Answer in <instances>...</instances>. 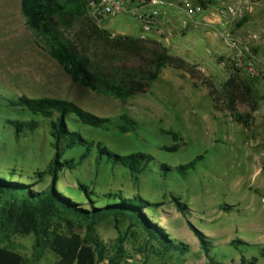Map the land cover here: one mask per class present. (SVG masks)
Masks as SVG:
<instances>
[{
  "label": "rangeland",
  "instance_id": "rangeland-1",
  "mask_svg": "<svg viewBox=\"0 0 264 264\" xmlns=\"http://www.w3.org/2000/svg\"><path fill=\"white\" fill-rule=\"evenodd\" d=\"M19 1L0 0V174L27 182L34 190L51 183L49 174L36 173L44 170L53 154L47 131L42 128L15 139L6 121L15 117L8 101L17 96L64 98L105 117L126 113L137 123L135 131L82 127L81 132L116 153H150L153 159L137 182L129 169L103 161L96 166L91 156L74 169L60 171L55 187L83 207L87 201L77 188L79 180L94 191L92 200L120 192L125 198L139 195L156 203L144 209L147 217L188 244V251L171 257L139 253V230L130 228L127 221L106 220L95 228L106 256L114 255L121 244L118 264H208L195 233L198 230L210 241L214 259L233 264L241 255L256 256L264 264L259 244L264 239V103L260 102L245 126L228 107L217 109L208 93L212 87L225 103L226 80L233 73L252 78L254 87L264 93V0H214L191 18L167 10L163 32L149 33L146 38L186 60L207 83L191 78L184 69L166 66L145 92L125 100L73 83L26 26ZM228 5L237 9L236 14L228 12ZM126 8L106 18L102 26L112 33L138 36L137 18L129 11L130 5ZM249 63L256 69L255 76L246 71ZM236 108L246 109L241 103ZM169 130L181 139L175 141ZM176 142L175 150L163 148ZM78 153L73 149L67 155ZM192 160V167L176 168ZM173 196L187 205L185 215L178 211ZM11 240L17 250L31 255L32 235H15ZM53 257L46 252L39 264H50ZM107 257L102 264H108Z\"/></svg>",
  "mask_w": 264,
  "mask_h": 264
},
{
  "label": "trees",
  "instance_id": "trees-1",
  "mask_svg": "<svg viewBox=\"0 0 264 264\" xmlns=\"http://www.w3.org/2000/svg\"><path fill=\"white\" fill-rule=\"evenodd\" d=\"M198 1L204 9L214 2ZM19 7L26 26L70 80L96 93L125 100L145 92L166 66L184 69L191 78L206 82L198 70L183 58L171 55L159 41L112 33L95 24L86 13V0H20ZM244 21L242 19L237 26ZM226 87L228 99L225 103L212 87L208 89L215 107L219 110L228 107L243 125L248 126L260 102L264 103V93L258 92L252 78L246 80L237 73L227 78ZM8 103L15 117L6 121L14 138L31 136L43 128L50 136L53 154L44 170L36 172L39 176L45 173L51 177L50 185L43 189L34 190L27 182L0 174V264H36L46 252L54 255L52 264H102L107 257L106 250L95 228L106 220L127 221L130 228H137L141 233L137 247L139 253L171 257L174 253L188 251V244L170 236L163 226L147 217L144 209L156 203L139 195L125 198L120 192L106 194L105 199L92 200L94 191L79 180L77 188L87 201V207H83L55 187L60 171L74 169L91 156L96 166L103 161L129 169L137 182L139 174L153 159L150 153H116L81 132L82 127L112 129L121 133L135 131L137 123L128 114L100 116L71 100L52 96L20 95ZM239 103L246 108L245 111L236 108ZM168 133L175 141L181 139L173 130ZM178 146L176 142L163 148L175 150ZM73 149L79 153L68 156ZM193 163L192 160L176 168H190ZM163 168L170 169V166L163 165ZM172 199L178 211L185 215L187 205L178 197ZM195 233L208 264H226L210 255L211 244L207 236L198 230ZM15 235L33 236L31 255L15 248L11 240ZM236 242L248 244L241 239ZM231 244H235V240H231ZM121 252V244H118L115 254L107 257V263L118 264L117 257ZM261 253L264 256V242ZM233 264L259 263L256 256L241 255Z\"/></svg>",
  "mask_w": 264,
  "mask_h": 264
},
{
  "label": "built area",
  "instance_id": "built-area-1",
  "mask_svg": "<svg viewBox=\"0 0 264 264\" xmlns=\"http://www.w3.org/2000/svg\"><path fill=\"white\" fill-rule=\"evenodd\" d=\"M170 4L177 13L187 17L201 13L203 5L198 0H86V13L88 17L98 26H102L106 18L126 11V5H130L131 11L137 18L140 26L139 37L146 38L149 33H162L166 23V10L161 5ZM228 12L236 14L237 9L228 5ZM242 60H236L240 66ZM246 71L249 75L255 76L256 69L252 64H248Z\"/></svg>",
  "mask_w": 264,
  "mask_h": 264
},
{
  "label": "crops",
  "instance_id": "crops-1",
  "mask_svg": "<svg viewBox=\"0 0 264 264\" xmlns=\"http://www.w3.org/2000/svg\"><path fill=\"white\" fill-rule=\"evenodd\" d=\"M262 1V0H261ZM161 5V4H160ZM161 8L163 9V10H174L175 11V9L169 4H164V5H161ZM242 240V239H241ZM264 242V239L263 240H261L260 241V245H262V243ZM45 256V255H44ZM44 259V257L42 258V259H40L36 264H39L40 262H41V260H43ZM54 260H55V258L53 257L52 258V262L50 263V264H52L53 262H54Z\"/></svg>",
  "mask_w": 264,
  "mask_h": 264
}]
</instances>
